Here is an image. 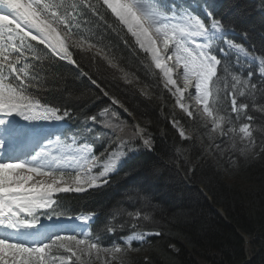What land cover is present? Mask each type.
I'll list each match as a JSON object with an SVG mask.
<instances>
[{"label":"snow or ice","instance_id":"snow-or-ice-1","mask_svg":"<svg viewBox=\"0 0 264 264\" xmlns=\"http://www.w3.org/2000/svg\"><path fill=\"white\" fill-rule=\"evenodd\" d=\"M213 8L211 0H0V264H126L128 253L165 235L145 208L117 210L103 229L115 239L105 245L92 228L97 213L72 214L61 195L108 185L123 158L138 151L137 141L152 149L147 127L122 121L120 109L132 113L78 62L87 58L133 84L89 16L131 36L175 106L200 121L214 152H264L257 140L264 145V126L249 114H264L256 100H264V55L229 38L235 29ZM57 61L72 65L110 102L84 117L87 136L69 124L70 110L45 95L52 90L45 69ZM89 122L109 129L115 147L97 153L100 135ZM172 124L181 140L192 139L179 120Z\"/></svg>","mask_w":264,"mask_h":264},{"label":"trees","instance_id":"trees-1","mask_svg":"<svg viewBox=\"0 0 264 264\" xmlns=\"http://www.w3.org/2000/svg\"><path fill=\"white\" fill-rule=\"evenodd\" d=\"M227 5L232 10V26L248 33L253 45L264 55V0H228ZM88 18L98 25L96 31L112 46L133 84L113 79L106 68L90 64L87 58L81 60L77 56L78 62L132 113L130 117L119 110L122 121L133 123L134 118L147 127L157 153L156 156L141 153L128 161L105 188L72 195L73 204L70 200L67 203L75 210L99 212L100 220L117 210L149 211L165 235L151 238L153 242L140 249L146 253L134 258V264H145L146 257L147 264H264V152L250 157L221 156L214 152L199 120L174 116L169 110L173 112L171 106L165 108L164 102L168 101L167 106L171 97L164 92L158 71L145 66L150 61L138 51L129 35L116 26L114 19L106 17L108 24L117 27L116 31L96 17ZM45 71L48 88L52 89L45 95L75 113L78 121L73 129L82 127L85 116L98 115L109 105L74 67L57 61ZM256 100L264 103L259 95ZM249 114L255 118L257 127L264 126V114L253 109H249ZM171 117L182 123L191 140L184 141L173 134ZM106 138L115 139L111 132L106 133ZM257 140L264 147L259 143V135ZM177 147L187 149L186 161L176 156ZM214 207L221 208L228 221ZM126 219L117 217L121 223ZM101 228L97 226L103 234ZM121 234L117 232V236Z\"/></svg>","mask_w":264,"mask_h":264},{"label":"rangeland","instance_id":"rangeland-1","mask_svg":"<svg viewBox=\"0 0 264 264\" xmlns=\"http://www.w3.org/2000/svg\"><path fill=\"white\" fill-rule=\"evenodd\" d=\"M164 90V89H163ZM164 92H166L167 93V91L166 90H164ZM168 94V93H167ZM169 95V94H168ZM164 101H161V103H163ZM168 101H165L164 102V104H165V108L167 107V109L169 108V106H171V108L173 109V112H172V110L171 109H169L170 111H171V113L174 115V116H181V117H185V118H189V117H187V115L184 113V112H182L178 107H176L175 106V102H174V100L171 98V101H169V104L166 106V103H167ZM164 104H163V106H164ZM168 110V111H169ZM166 111H164V113H165ZM172 118V117H171ZM173 120H177V119H174V118H172ZM172 122L173 121H170V123L169 124H171L170 125V127L172 128V130L174 131V135L175 136H177L178 138H180L179 137V135H178V132H177V130L173 127V124H172ZM180 126L181 127H183V125L181 124V122H180ZM185 132H186V134H187V131L185 130ZM188 135V134H187ZM181 139V138H180ZM115 143V142H114ZM114 148V147H113ZM181 149V151L179 152V154H177V151H176V156H178L179 157V159L181 160V161H186V159H187V154H188V152H187V149H185V148H180ZM136 152V151H135ZM134 152V153H135ZM153 152V151H152ZM130 153H133V152H130ZM157 152H155L154 151V154H156ZM156 156V155H155ZM126 158V157H125ZM125 158H123V160L125 159ZM122 160V161H123ZM122 163V162H121ZM180 164L178 163V166H179ZM143 183H144V185L145 186H147L148 187V184L145 182V181H143ZM91 190V189H90ZM146 252H144L143 250H139V251H133V252H130V253H128V255L126 256V257H123V259L125 260V262H126V264H134V262H133V259L134 258H136V257H138V256H142V255H144ZM94 264H100V262L99 261H94Z\"/></svg>","mask_w":264,"mask_h":264},{"label":"water","instance_id":"water-1","mask_svg":"<svg viewBox=\"0 0 264 264\" xmlns=\"http://www.w3.org/2000/svg\"><path fill=\"white\" fill-rule=\"evenodd\" d=\"M207 197H209V196H207ZM217 212H219L221 214V216L224 218L225 221H228L222 209H217Z\"/></svg>","mask_w":264,"mask_h":264}]
</instances>
